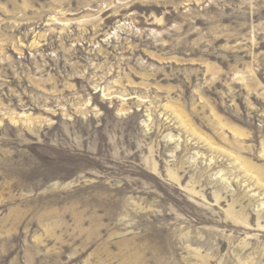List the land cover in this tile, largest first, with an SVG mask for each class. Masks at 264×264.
<instances>
[{"label": "rangeland", "instance_id": "374dc122", "mask_svg": "<svg viewBox=\"0 0 264 264\" xmlns=\"http://www.w3.org/2000/svg\"><path fill=\"white\" fill-rule=\"evenodd\" d=\"M0 264H264V0H0Z\"/></svg>", "mask_w": 264, "mask_h": 264}]
</instances>
